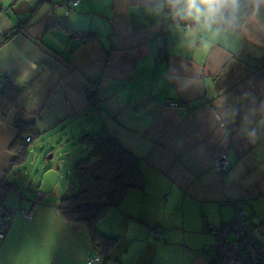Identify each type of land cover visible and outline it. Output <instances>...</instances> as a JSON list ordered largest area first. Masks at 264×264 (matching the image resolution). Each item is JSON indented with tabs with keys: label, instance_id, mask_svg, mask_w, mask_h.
<instances>
[{
	"label": "crops",
	"instance_id": "crops-1",
	"mask_svg": "<svg viewBox=\"0 0 264 264\" xmlns=\"http://www.w3.org/2000/svg\"><path fill=\"white\" fill-rule=\"evenodd\" d=\"M167 1L0 0V88L17 90L0 122V181L18 185L26 173L10 150L15 122L33 124L37 137L21 138L36 157L66 131L77 139L104 127L145 180L98 221L97 232L115 238L98 245L59 212L79 189L71 169L80 151L67 152L65 176L49 171L29 195L19 185L8 194L4 207L15 211L0 264H88L96 254L91 264H211L203 225L228 222L238 201L264 242V0H182L191 28L173 24ZM95 79L99 112L83 91ZM221 155L230 164L222 175L213 168Z\"/></svg>",
	"mask_w": 264,
	"mask_h": 264
},
{
	"label": "trees",
	"instance_id": "trees-1",
	"mask_svg": "<svg viewBox=\"0 0 264 264\" xmlns=\"http://www.w3.org/2000/svg\"><path fill=\"white\" fill-rule=\"evenodd\" d=\"M92 39L96 37L94 31H74ZM8 35L0 37L2 44ZM99 79L87 83L83 87L91 111L99 112L100 99L98 96ZM17 90L3 85L0 88V122H4L14 103ZM19 135L10 145L15 154V165L24 166L29 157V142H24L21 135L30 134V140L37 137L33 124L15 122ZM80 148V157L72 166V173L76 178L79 189L77 192L63 196L58 203L61 216L67 222L85 225L89 228L93 241L107 245L114 241V237L97 232L96 226L108 210L118 207L129 189H143L145 180L140 168V160L125 149L120 142L101 127L99 130L82 132L76 139ZM51 152V151H49ZM18 189L14 182L0 181V210L10 192Z\"/></svg>",
	"mask_w": 264,
	"mask_h": 264
},
{
	"label": "built area",
	"instance_id": "built-area-1",
	"mask_svg": "<svg viewBox=\"0 0 264 264\" xmlns=\"http://www.w3.org/2000/svg\"><path fill=\"white\" fill-rule=\"evenodd\" d=\"M78 1L71 0V4L76 5ZM58 5L56 4L55 6ZM60 5L68 7L69 2H64ZM167 6L170 10V16L174 25L179 28H191L193 26V22L184 9L182 0H169L167 1ZM167 104L170 106L178 105L173 100L167 101ZM25 140L29 141L30 136H25ZM229 166V161L223 155L214 159L213 168L220 175L226 173ZM43 196L44 194L41 192L36 193L33 206L38 204ZM233 206L234 215L228 222L220 224L207 223L203 225V230L213 239L214 256L211 264H264V242H260L255 237L253 233L255 225L247 221V211L242 202H233ZM19 210L24 218H32L34 209L26 211L20 207ZM14 211L15 209L6 208L0 210V239H3L6 234ZM150 234L154 237L158 236V229L151 227ZM99 261L100 257L97 254L87 258L88 264Z\"/></svg>",
	"mask_w": 264,
	"mask_h": 264
},
{
	"label": "rangeland",
	"instance_id": "rangeland-1",
	"mask_svg": "<svg viewBox=\"0 0 264 264\" xmlns=\"http://www.w3.org/2000/svg\"><path fill=\"white\" fill-rule=\"evenodd\" d=\"M64 134L65 139L62 142L60 139L55 138L44 143L41 149L37 148L38 144H34V146L31 147V150L38 149L37 153L40 155L39 157H36L35 153L31 151L28 161L25 165L26 173H23V170L21 181L17 180V183H19L18 185L20 187V192L23 195H29V190L31 188L37 189L36 186L38 185L42 175L49 171H51V173L57 174V179H59L60 174H62V177L66 175L67 166L65 163H62L61 160L67 158V152L68 154H74L78 152L80 148L76 144V138L74 139L73 137L78 133L66 131ZM49 151L53 153V156L50 159H46L45 157L48 155ZM32 179H34V182H31Z\"/></svg>",
	"mask_w": 264,
	"mask_h": 264
},
{
	"label": "water",
	"instance_id": "water-1",
	"mask_svg": "<svg viewBox=\"0 0 264 264\" xmlns=\"http://www.w3.org/2000/svg\"><path fill=\"white\" fill-rule=\"evenodd\" d=\"M52 157V154H48L47 159H50Z\"/></svg>",
	"mask_w": 264,
	"mask_h": 264
}]
</instances>
